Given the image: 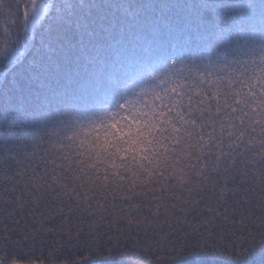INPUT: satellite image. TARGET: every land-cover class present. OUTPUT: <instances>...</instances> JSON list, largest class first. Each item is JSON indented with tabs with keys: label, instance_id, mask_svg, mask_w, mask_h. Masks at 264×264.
Masks as SVG:
<instances>
[{
	"label": "snow or ice",
	"instance_id": "snow-or-ice-1",
	"mask_svg": "<svg viewBox=\"0 0 264 264\" xmlns=\"http://www.w3.org/2000/svg\"><path fill=\"white\" fill-rule=\"evenodd\" d=\"M127 241L264 264V0H0V264Z\"/></svg>",
	"mask_w": 264,
	"mask_h": 264
},
{
	"label": "trees",
	"instance_id": "trees-1",
	"mask_svg": "<svg viewBox=\"0 0 264 264\" xmlns=\"http://www.w3.org/2000/svg\"><path fill=\"white\" fill-rule=\"evenodd\" d=\"M134 239L135 237H133V241ZM133 241L126 242L128 246L123 250V256L120 259L119 264H143V261L147 259H151L153 261V264H155L156 262L155 256L152 257L143 256L141 250L135 245ZM224 242L227 243V240H225ZM69 251H71V249H67L65 251V254L67 255ZM36 254L37 256L40 255L39 248ZM45 255H47L46 250H45ZM160 255L163 256L164 254L161 253Z\"/></svg>",
	"mask_w": 264,
	"mask_h": 264
}]
</instances>
